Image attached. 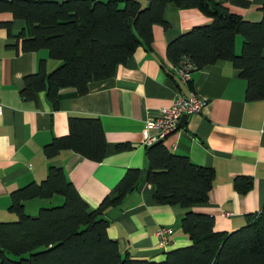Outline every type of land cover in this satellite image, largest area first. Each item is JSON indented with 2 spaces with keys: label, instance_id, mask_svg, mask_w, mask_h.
Segmentation results:
<instances>
[{
  "label": "trees",
  "instance_id": "obj_1",
  "mask_svg": "<svg viewBox=\"0 0 264 264\" xmlns=\"http://www.w3.org/2000/svg\"><path fill=\"white\" fill-rule=\"evenodd\" d=\"M230 2L249 5V0ZM168 4L196 8L212 18L168 43L166 56L174 66L188 61L197 69L227 60L247 81L246 100L264 99V5L261 19L250 21L216 0H147L144 7L139 0H0V13L9 12L24 22L15 34L11 21L0 22L15 39V51L46 49L51 59L60 61L47 71L41 60L37 71L24 77L21 98L34 100L36 93L45 92L56 108L62 88L86 94L91 82L113 76L139 46L152 51L153 26L169 27L164 18ZM237 35L242 37L239 53L235 52ZM68 127L66 135L53 137L43 147L47 158L68 149L95 162L103 160L106 139L99 118L71 116ZM115 147L123 150L130 145ZM146 157V179L154 186L156 203L190 208L208 201L213 168L174 154L162 142L147 146ZM140 176L139 169L129 168L99 206L91 208L64 171L51 166L40 182L10 193L7 210L16 218L0 219V264H264V204L231 232L215 231L212 216L188 210L180 219V229L190 244L166 251L161 260L122 255L107 233L104 212L135 189ZM234 186L244 194L252 188L253 178L238 176ZM54 196L63 199L40 207L36 215L25 211L26 201Z\"/></svg>",
  "mask_w": 264,
  "mask_h": 264
},
{
  "label": "crops",
  "instance_id": "obj_2",
  "mask_svg": "<svg viewBox=\"0 0 264 264\" xmlns=\"http://www.w3.org/2000/svg\"><path fill=\"white\" fill-rule=\"evenodd\" d=\"M216 1L247 20L261 19L264 0H249L248 6ZM140 2L146 4L147 0ZM164 18L169 27L153 26L152 51L139 46L117 66L113 76L91 82L86 94L79 95L72 87L60 89L56 108L45 92L36 93L34 100H23L20 91L24 77L35 73L41 60L47 71L60 61L51 59L46 49L17 53L15 39L0 27V217L15 219L16 215L7 210L10 193L30 182H40L51 166L64 171L91 208L99 206L129 168L141 171L136 188L104 212L109 237L117 241L122 255L132 258L161 260L166 251L190 244L180 229V219L188 210L212 216L213 229L227 232L245 225L248 215L260 211L264 204V99L246 100L247 81L227 60L194 69L190 80L182 82L166 56L167 45L212 18L196 8L179 9L170 4ZM4 21H11L14 34L24 27L23 20L14 19L9 12L0 13V22ZM241 43L242 37L237 35L236 53ZM191 93L206 99L207 105L201 112L180 119L179 128L161 142L174 154L213 168V186L207 202L190 208L158 204L153 199L154 186L146 179L144 140L149 131L145 120L159 108L169 107L178 95ZM71 116L100 119L106 139L102 161L89 160L68 149L51 158L45 156L43 147L53 137L68 133ZM119 143L130 147L117 150ZM238 176L253 178L252 188L244 194L234 186ZM62 199L28 200L25 211L36 215L40 207ZM161 226L172 229L164 248L157 246L155 236Z\"/></svg>",
  "mask_w": 264,
  "mask_h": 264
},
{
  "label": "built area",
  "instance_id": "obj_3",
  "mask_svg": "<svg viewBox=\"0 0 264 264\" xmlns=\"http://www.w3.org/2000/svg\"><path fill=\"white\" fill-rule=\"evenodd\" d=\"M176 72L182 82L190 80L191 72L196 69L193 63L184 61L181 66H175ZM207 105V100L194 93L189 96L178 95L169 107H161L153 117L145 120L147 137L144 140L146 146H150L158 140H162L167 135L175 132L179 128V121L183 116H189L201 112ZM2 104L0 102V113ZM171 234V228L159 227L155 236L157 245L164 248L168 244V237Z\"/></svg>",
  "mask_w": 264,
  "mask_h": 264
},
{
  "label": "rangeland",
  "instance_id": "obj_4",
  "mask_svg": "<svg viewBox=\"0 0 264 264\" xmlns=\"http://www.w3.org/2000/svg\"><path fill=\"white\" fill-rule=\"evenodd\" d=\"M140 1V0H139ZM142 7H144V6H146V4L145 3H142V5H141ZM4 217L5 216H2V217H0V219L2 220V221H8V220H13V219H4ZM15 217V216H14ZM5 218H8V217H5ZM171 232H172V229H171ZM156 241H157V239H156ZM158 246V245H157ZM159 247V246H158Z\"/></svg>",
  "mask_w": 264,
  "mask_h": 264
},
{
  "label": "water",
  "instance_id": "obj_5",
  "mask_svg": "<svg viewBox=\"0 0 264 264\" xmlns=\"http://www.w3.org/2000/svg\"><path fill=\"white\" fill-rule=\"evenodd\" d=\"M184 118H187V116H183V117L181 118V120L184 119ZM181 120H180V121H181ZM159 142H161V140H158L157 142H155V144H157V143H159Z\"/></svg>",
  "mask_w": 264,
  "mask_h": 264
}]
</instances>
